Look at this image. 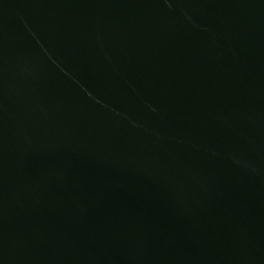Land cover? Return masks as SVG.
Masks as SVG:
<instances>
[{
  "label": "water",
  "instance_id": "95a60500",
  "mask_svg": "<svg viewBox=\"0 0 264 264\" xmlns=\"http://www.w3.org/2000/svg\"><path fill=\"white\" fill-rule=\"evenodd\" d=\"M0 264H264V0H0Z\"/></svg>",
  "mask_w": 264,
  "mask_h": 264
}]
</instances>
